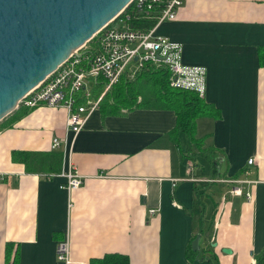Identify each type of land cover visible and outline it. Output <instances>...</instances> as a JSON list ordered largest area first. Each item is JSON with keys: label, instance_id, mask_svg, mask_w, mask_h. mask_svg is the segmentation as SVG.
I'll list each match as a JSON object with an SVG mask.
<instances>
[{"label": "crops", "instance_id": "1", "mask_svg": "<svg viewBox=\"0 0 264 264\" xmlns=\"http://www.w3.org/2000/svg\"><path fill=\"white\" fill-rule=\"evenodd\" d=\"M155 34L182 45L183 64L206 68L203 99L218 117L197 119L195 137L221 154V176L212 179L204 158H183L188 141L172 142L170 110L105 114L99 105L75 137L65 109L19 111L0 122V264H64L56 248L66 239L69 264L107 254L129 264H255L264 249V0H187ZM53 138L67 139L58 151L83 178L71 196L62 176L11 161L14 151L49 152ZM232 179L258 182L252 201L228 195Z\"/></svg>", "mask_w": 264, "mask_h": 264}, {"label": "built area", "instance_id": "2", "mask_svg": "<svg viewBox=\"0 0 264 264\" xmlns=\"http://www.w3.org/2000/svg\"><path fill=\"white\" fill-rule=\"evenodd\" d=\"M187 0H134V10L144 14L147 19L163 6L155 16L156 24L149 31L132 29L129 16L118 19L102 29L88 44L71 55L51 76L39 84L20 102L26 109L40 107L65 109L67 112L66 129L74 137L82 130L90 115L99 108L102 96L109 92L121 78L134 80L146 66L165 67L169 70V86L172 89L188 91L203 98L206 91V68L189 66L182 63V45L171 39L156 35V28L165 21H173L178 10ZM89 82L92 89L101 82V96L93 99L92 90L87 91ZM67 146V139L53 138L50 151H58ZM60 175L65 179L61 188L71 196L83 184V178L72 164L64 165L65 153ZM253 159L247 161L251 166ZM191 169L192 163H187ZM248 177L249 171L245 170ZM50 176V175H49ZM53 176V175H51ZM232 188L228 195L244 197L247 202L253 199L251 186L258 182L232 179L224 181ZM245 186H249L245 190ZM176 206V203H173ZM72 208L69 201L68 209ZM154 212V211H153ZM152 212V213H153ZM58 261L69 264L70 244L68 239L58 243Z\"/></svg>", "mask_w": 264, "mask_h": 264}, {"label": "water", "instance_id": "3", "mask_svg": "<svg viewBox=\"0 0 264 264\" xmlns=\"http://www.w3.org/2000/svg\"><path fill=\"white\" fill-rule=\"evenodd\" d=\"M133 2L0 0V122ZM200 238L192 241L193 252H200Z\"/></svg>", "mask_w": 264, "mask_h": 264}, {"label": "trees", "instance_id": "4", "mask_svg": "<svg viewBox=\"0 0 264 264\" xmlns=\"http://www.w3.org/2000/svg\"><path fill=\"white\" fill-rule=\"evenodd\" d=\"M162 9L163 6L158 7L152 13V18L147 19L144 14L134 10V4L132 3L125 9L120 19L128 15V24L132 29L149 31L156 24L155 16H157L158 12ZM259 58L260 64L264 65V46L260 47ZM100 91H103L101 82L99 84L97 83L92 89L93 99H97L94 98V95L96 92L99 94ZM105 95H109L111 100H116L118 103L127 100L126 98L129 96L132 98L139 97L141 98V103L138 102L133 108L170 110L174 112L176 116V125L174 129L171 130L169 136L172 142L177 146L179 145L180 135H184L187 139L188 147L185 153H183V158L190 161H194L196 157L204 158L212 168V179H218L217 177L221 176L219 165L221 161H223V157L213 150H204L202 141L195 137L196 120L204 117H218V112L212 105L206 103L204 99L197 94L172 89L169 86V70L167 68L148 65L134 80L128 81L125 78H121V80ZM133 108H128L127 110ZM101 109L105 114H121L123 112L119 110L117 103L111 105L104 102ZM29 110L30 109L19 106L16 111L1 122L10 120L11 118L12 122L15 120L19 111L21 112L18 117H21ZM11 161L14 164L21 165L26 174L49 176L55 175L61 171L63 157L62 153L59 151H14L11 153ZM198 255L199 253L190 251L188 260L191 261L196 259ZM6 262L8 264L9 259H6ZM89 264H129V259L119 254H107L101 258L91 259ZM255 264H264V249L255 257Z\"/></svg>", "mask_w": 264, "mask_h": 264}, {"label": "rangeland", "instance_id": "5", "mask_svg": "<svg viewBox=\"0 0 264 264\" xmlns=\"http://www.w3.org/2000/svg\"><path fill=\"white\" fill-rule=\"evenodd\" d=\"M86 90L87 91H90V90H92V86H91V84L89 83V82H87V85H86ZM101 96V91H100V93L98 94V92H96V94L94 95V98H98V97H100ZM110 96L109 95H104V96H102V99H101V106L103 107V105H104V102H107V103H109V104H111V105H114V103H117L118 104V107H119V110L120 111H124V110H127L128 108H133V107H135L136 105H137V103L138 102H140L141 103V98H132L131 96H129L128 98H126L127 100H123V101H121V102H119L118 103V101H116V100H111L110 98H109ZM204 150H207V151H210L208 148H206V149H204ZM206 152V151H205ZM200 164H202L203 165V167L204 166H206V163H205V161H202L201 160V163Z\"/></svg>", "mask_w": 264, "mask_h": 264}, {"label": "bare ground", "instance_id": "6", "mask_svg": "<svg viewBox=\"0 0 264 264\" xmlns=\"http://www.w3.org/2000/svg\"><path fill=\"white\" fill-rule=\"evenodd\" d=\"M79 51V50H78ZM77 52V51H76Z\"/></svg>", "mask_w": 264, "mask_h": 264}]
</instances>
